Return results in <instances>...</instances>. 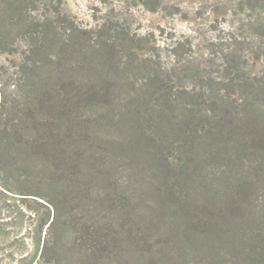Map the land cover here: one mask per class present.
Wrapping results in <instances>:
<instances>
[{"label": "trees", "instance_id": "1", "mask_svg": "<svg viewBox=\"0 0 264 264\" xmlns=\"http://www.w3.org/2000/svg\"><path fill=\"white\" fill-rule=\"evenodd\" d=\"M40 1L0 0V264H264V76Z\"/></svg>", "mask_w": 264, "mask_h": 264}, {"label": "rangeland", "instance_id": "2", "mask_svg": "<svg viewBox=\"0 0 264 264\" xmlns=\"http://www.w3.org/2000/svg\"><path fill=\"white\" fill-rule=\"evenodd\" d=\"M60 1L62 12L84 28L108 19L147 36L159 63L168 70L194 64L219 78L226 66L224 54L237 50L244 54L245 70L251 76H264V36L257 27L261 16L242 0H163L164 8L158 12L147 10L140 0ZM35 7L37 14L48 13L52 5L41 0ZM18 59V55L3 54L0 65ZM194 83L191 78L184 80L188 90ZM27 224L24 232L33 234L35 225Z\"/></svg>", "mask_w": 264, "mask_h": 264}]
</instances>
